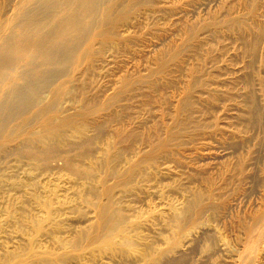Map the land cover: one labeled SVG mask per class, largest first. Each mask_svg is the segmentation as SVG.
I'll list each match as a JSON object with an SVG mask.
<instances>
[{
	"label": "rangeland",
	"instance_id": "obj_1",
	"mask_svg": "<svg viewBox=\"0 0 264 264\" xmlns=\"http://www.w3.org/2000/svg\"><path fill=\"white\" fill-rule=\"evenodd\" d=\"M40 1L0 0V44ZM81 15L0 134V264H264V0Z\"/></svg>",
	"mask_w": 264,
	"mask_h": 264
},
{
	"label": "bare ground",
	"instance_id": "obj_2",
	"mask_svg": "<svg viewBox=\"0 0 264 264\" xmlns=\"http://www.w3.org/2000/svg\"><path fill=\"white\" fill-rule=\"evenodd\" d=\"M69 1L68 3V0L47 2L41 0L21 16L24 37L20 40L9 37L0 44V76L3 77V84L0 86V134L10 122L25 111L33 96L39 97V93L46 85L43 82L33 92L30 81L36 80L47 70L50 77L56 76L53 67L69 56L72 44L77 45L81 40L78 37L82 31L81 24L84 22L81 14L96 7L100 0H77V6H73L74 0ZM62 10L69 15L66 17ZM59 16L61 17L57 20ZM50 34L57 36L54 44H49L46 40ZM11 57L23 61L25 65L38 64L47 66V69L36 68L23 72L18 80H10L5 61ZM27 76L28 83L25 82Z\"/></svg>",
	"mask_w": 264,
	"mask_h": 264
}]
</instances>
